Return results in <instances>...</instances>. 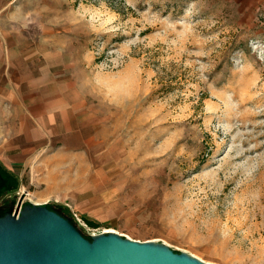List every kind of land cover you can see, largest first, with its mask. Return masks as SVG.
Segmentation results:
<instances>
[{
  "label": "rangeland",
  "instance_id": "rangeland-1",
  "mask_svg": "<svg viewBox=\"0 0 264 264\" xmlns=\"http://www.w3.org/2000/svg\"><path fill=\"white\" fill-rule=\"evenodd\" d=\"M26 6L62 46L54 53L94 122L99 215L92 226L70 211L83 233L160 242L208 264H264V0ZM21 195L34 203L6 191L0 212Z\"/></svg>",
  "mask_w": 264,
  "mask_h": 264
},
{
  "label": "crops",
  "instance_id": "crops-1",
  "mask_svg": "<svg viewBox=\"0 0 264 264\" xmlns=\"http://www.w3.org/2000/svg\"><path fill=\"white\" fill-rule=\"evenodd\" d=\"M27 2L0 0V184L94 222L101 200L100 160L88 147L94 122L68 60L54 53L62 46L33 22Z\"/></svg>",
  "mask_w": 264,
  "mask_h": 264
},
{
  "label": "water",
  "instance_id": "water-1",
  "mask_svg": "<svg viewBox=\"0 0 264 264\" xmlns=\"http://www.w3.org/2000/svg\"><path fill=\"white\" fill-rule=\"evenodd\" d=\"M0 212V264H208L155 241L116 232L85 235L50 204L24 203Z\"/></svg>",
  "mask_w": 264,
  "mask_h": 264
},
{
  "label": "trees",
  "instance_id": "trees-1",
  "mask_svg": "<svg viewBox=\"0 0 264 264\" xmlns=\"http://www.w3.org/2000/svg\"><path fill=\"white\" fill-rule=\"evenodd\" d=\"M3 185L5 186V188H4ZM6 186H7V185H5V184H0V196L2 195L3 192L8 191L7 188H6ZM50 206H51L52 208L58 210V211H59L60 213H62L63 215H66V216L70 217L71 220L77 225V223L75 222V220H74V218H73V216H72V214H71L70 212H67V211H65V210H63V209H61V208L55 207V206H53V205H50ZM87 223H88L89 225H92V226L95 225V223L92 222V221H88V220H87ZM79 229L82 231L81 227H79ZM82 232H83V231H82ZM84 234H85V233H84ZM85 235H87V234H85Z\"/></svg>",
  "mask_w": 264,
  "mask_h": 264
},
{
  "label": "built area",
  "instance_id": "built-area-1",
  "mask_svg": "<svg viewBox=\"0 0 264 264\" xmlns=\"http://www.w3.org/2000/svg\"><path fill=\"white\" fill-rule=\"evenodd\" d=\"M72 216L77 224L79 223V225H85V222L82 220L81 217H79L77 213H73Z\"/></svg>",
  "mask_w": 264,
  "mask_h": 264
},
{
  "label": "flooded vegetation",
  "instance_id": "flooded-vegetation-1",
  "mask_svg": "<svg viewBox=\"0 0 264 264\" xmlns=\"http://www.w3.org/2000/svg\"><path fill=\"white\" fill-rule=\"evenodd\" d=\"M1 180H2V179H0V183L2 182Z\"/></svg>",
  "mask_w": 264,
  "mask_h": 264
},
{
  "label": "bare ground",
  "instance_id": "bare-ground-1",
  "mask_svg": "<svg viewBox=\"0 0 264 264\" xmlns=\"http://www.w3.org/2000/svg\"><path fill=\"white\" fill-rule=\"evenodd\" d=\"M108 231V230H107Z\"/></svg>",
  "mask_w": 264,
  "mask_h": 264
}]
</instances>
